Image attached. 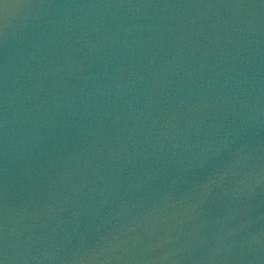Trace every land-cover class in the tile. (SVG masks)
Instances as JSON below:
<instances>
[{"label": "water", "instance_id": "obj_1", "mask_svg": "<svg viewBox=\"0 0 264 264\" xmlns=\"http://www.w3.org/2000/svg\"><path fill=\"white\" fill-rule=\"evenodd\" d=\"M6 264H264V0H0Z\"/></svg>", "mask_w": 264, "mask_h": 264}, {"label": "snow or ice", "instance_id": "obj_2", "mask_svg": "<svg viewBox=\"0 0 264 264\" xmlns=\"http://www.w3.org/2000/svg\"><path fill=\"white\" fill-rule=\"evenodd\" d=\"M0 264H6V261H5V258L2 252H0Z\"/></svg>", "mask_w": 264, "mask_h": 264}]
</instances>
